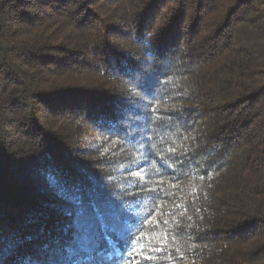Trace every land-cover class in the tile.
Returning <instances> with one entry per match:
<instances>
[{
	"label": "trees",
	"instance_id": "obj_1",
	"mask_svg": "<svg viewBox=\"0 0 264 264\" xmlns=\"http://www.w3.org/2000/svg\"><path fill=\"white\" fill-rule=\"evenodd\" d=\"M0 264H264V0H0Z\"/></svg>",
	"mask_w": 264,
	"mask_h": 264
},
{
	"label": "snow or ice",
	"instance_id": "obj_2",
	"mask_svg": "<svg viewBox=\"0 0 264 264\" xmlns=\"http://www.w3.org/2000/svg\"><path fill=\"white\" fill-rule=\"evenodd\" d=\"M100 171V175L104 178V180L107 183L108 188L113 191L114 193L116 192H121L120 195H116L115 194V198L118 201H122L123 202V207H124V211L129 214L131 212L134 211V208L132 207V201L130 198L137 196L139 193L137 192H125V191H121V189H114L112 187L109 186V179L104 175V173L102 172V170H98ZM109 176L111 175V173L108 174Z\"/></svg>",
	"mask_w": 264,
	"mask_h": 264
}]
</instances>
